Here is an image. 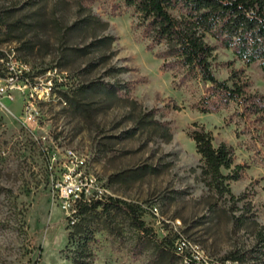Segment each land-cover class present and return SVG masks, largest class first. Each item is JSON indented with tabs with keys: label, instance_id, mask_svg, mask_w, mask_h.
<instances>
[{
	"label": "rangeland",
	"instance_id": "rangeland-1",
	"mask_svg": "<svg viewBox=\"0 0 264 264\" xmlns=\"http://www.w3.org/2000/svg\"><path fill=\"white\" fill-rule=\"evenodd\" d=\"M118 8L120 0H0V52L32 81L53 69L69 78L57 91L60 101L37 103L34 118L19 94L0 104V264H148L135 249L129 206L158 240L174 242L176 227L209 261L264 264L255 239L264 228V149L254 151L243 124L236 137L232 106L198 112L210 85L165 71L159 48L148 51L131 12ZM208 42L218 80L236 70L250 92L264 94L259 63L247 66ZM201 128L246 167L229 182L234 202L200 174L190 135ZM67 150L84 157L102 196L120 200L122 209L97 208L76 223L65 218L47 152L67 162ZM232 254L243 261L228 260Z\"/></svg>",
	"mask_w": 264,
	"mask_h": 264
},
{
	"label": "trees",
	"instance_id": "trees-1",
	"mask_svg": "<svg viewBox=\"0 0 264 264\" xmlns=\"http://www.w3.org/2000/svg\"><path fill=\"white\" fill-rule=\"evenodd\" d=\"M121 8L131 12L134 27L147 42L146 49L159 48L155 57L162 60L165 71L173 72L174 78L179 75L181 82L199 78L210 85L195 109L201 114H215L232 106L234 114L228 124L233 122L236 126V137L241 135L237 127L243 124L254 151L260 153L257 146L264 149V94L250 92L236 70H231L227 80H218L213 72L215 47L208 40L229 50L236 61L247 66L259 63L264 74V0H120L118 9ZM3 23L0 14V28ZM190 139L200 157L199 169L204 181L219 196L228 195L234 202L229 182L238 181L246 167L234 165L233 148L225 143L214 147L211 133L202 128L194 131ZM223 170L230 172L225 175ZM106 201L82 206L80 214L97 208L122 209L120 200L110 197ZM126 210L137 231L135 249L139 255H146L148 264H183L173 242L156 239L132 207ZM234 221L242 225L243 216H234ZM255 239L259 245L256 251L264 254V228L257 229ZM242 257L232 254L228 260L241 263Z\"/></svg>",
	"mask_w": 264,
	"mask_h": 264
},
{
	"label": "built area",
	"instance_id": "built-area-1",
	"mask_svg": "<svg viewBox=\"0 0 264 264\" xmlns=\"http://www.w3.org/2000/svg\"><path fill=\"white\" fill-rule=\"evenodd\" d=\"M4 64L0 68V104L12 102L19 94L23 101L25 113L30 119L37 103H45L46 97H53L54 102L60 101L57 91L66 86L68 77L62 72V79H55L54 69L49 70L44 77L30 78V72H20L17 62L9 61V53L0 57ZM67 162H60V156L47 152V170L50 176L51 188L57 198L60 209L67 220H75L80 215L82 206L103 204L107 202L102 197V182L87 171L83 156L72 150H67ZM149 210H153V206ZM176 232L173 248L175 253L182 254L183 264H219L217 261L204 260V253L189 244V239Z\"/></svg>",
	"mask_w": 264,
	"mask_h": 264
},
{
	"label": "bare ground",
	"instance_id": "bare-ground-1",
	"mask_svg": "<svg viewBox=\"0 0 264 264\" xmlns=\"http://www.w3.org/2000/svg\"><path fill=\"white\" fill-rule=\"evenodd\" d=\"M55 73V79H62L61 77H59V74L56 72V70H54ZM53 99V97H46L45 100H51ZM66 160V159H65ZM102 188V187H101ZM103 197V196H102ZM196 245V244H195ZM202 252V251H201ZM203 253V252H202ZM178 256H180L182 258V254H178L176 253ZM204 260L209 261V258L207 256H205L204 254Z\"/></svg>",
	"mask_w": 264,
	"mask_h": 264
}]
</instances>
